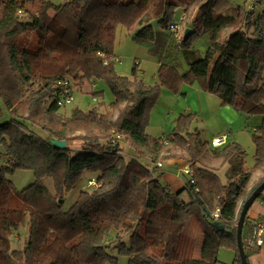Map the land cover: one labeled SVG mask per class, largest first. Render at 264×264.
Segmentation results:
<instances>
[{"label": "trees", "instance_id": "1", "mask_svg": "<svg viewBox=\"0 0 264 264\" xmlns=\"http://www.w3.org/2000/svg\"><path fill=\"white\" fill-rule=\"evenodd\" d=\"M32 1L0 0V104L9 114L0 122V264H219L220 249L232 250L233 264H241L237 221L245 201L264 181L262 0H252L261 8L258 14L245 0H38L34 11L24 10ZM178 9L186 16L193 11L187 36L168 31ZM119 25L158 60L153 85L138 77L137 63L131 77L115 71ZM203 34L209 38L207 47L197 54L193 45ZM180 61L186 63L184 73ZM63 79L72 89L103 81L114 101L104 113L97 107L87 113L76 108L62 116L65 107L57 105L54 86ZM183 85L217 96L221 106L246 119L261 118L252 127L251 167L238 143L211 148L197 141L195 146L197 132L190 131L194 114H180L164 137L146 133L161 92L177 94ZM92 95L101 99L103 91ZM50 138L65 141L66 147H54ZM70 140L79 141L80 148L71 149ZM122 141L129 142L133 154L120 146ZM172 151L189 157L191 175L181 172L185 182L179 191L158 177L159 160L172 159ZM202 154L211 163L229 166L226 183L217 169L198 159ZM18 170L35 177L22 190L9 180ZM84 171L92 173L95 185L81 189L63 209L59 201H65ZM256 174L261 178L254 183ZM44 178H51L54 194ZM216 209L219 217L213 220ZM192 219L201 232L197 258L183 237ZM214 221L224 230L214 228ZM26 222L25 246L11 248Z\"/></svg>", "mask_w": 264, "mask_h": 264}, {"label": "rangeland", "instance_id": "2", "mask_svg": "<svg viewBox=\"0 0 264 264\" xmlns=\"http://www.w3.org/2000/svg\"><path fill=\"white\" fill-rule=\"evenodd\" d=\"M51 1L55 4L60 3L62 0H45ZM242 1V0H239ZM245 6L249 8L252 4V0H245ZM38 0H34L29 2L24 10L34 11L37 7ZM226 1L223 0L222 4H225ZM220 2L218 3L216 8L222 6ZM255 14H258L261 8L256 5ZM24 14V12H23ZM20 17L22 14L19 15ZM193 11L189 15H185L179 9L178 12H175L172 19L174 23L179 24L182 27L178 36H182L185 32L186 27H188L189 23L193 21ZM171 22V23H172ZM170 23V24H171ZM208 35H201L198 40L194 43L193 48L196 53H203L207 47ZM113 52L115 53L116 61L113 59V63L115 65V71L123 77H131L132 68L135 63L138 64L137 75L140 79L144 81L146 85H153L156 81V72L158 69V60L154 58L148 51V48L141 43H138L131 39L129 36L128 30L126 27L119 25L116 28L114 33V44H113ZM195 53V54H196ZM196 54V55H197ZM186 70V63L180 61L179 71L183 73ZM186 86L187 85H183ZM182 86V87H183ZM181 87V89H182ZM191 88L194 86H190ZM196 87V86H195ZM181 89L177 94H174L170 91L163 90L161 95L156 102L154 108L151 112L149 126L146 130V133L152 135L154 137H162L169 135L173 131L174 120L178 118V116L182 113L187 112V114H194L193 120L190 125V131L192 133L197 132L196 138H194L195 146H197L198 142H208L210 143L211 139L230 134L228 137L227 143L235 142L241 145L245 152V163L246 167H251L254 164V156H255V146L252 141V127L258 124L261 121L260 117H249L246 120V116L244 113H239L234 109L221 106L220 99L212 94L207 95L206 93L200 94L199 96H195L192 94H188L186 96L181 95ZM103 91V98H94L93 93ZM114 101V96L110 91L109 87L103 81H96L93 85L89 83L83 84L80 88L75 85L73 91V102L71 105L61 109L59 113L62 116H67L73 109H80L83 112H89L93 108H98L101 113H104L108 110V105ZM99 103H102L103 106H98ZM47 106V104L45 105ZM0 122L9 114L7 113L4 106L0 104ZM65 114V115H63ZM41 135H44V131L38 128V132ZM75 136L84 135V133H75ZM198 137V138H197ZM129 142L122 141L120 146L124 148L127 154H133V149L130 150V146L128 147ZM69 145L71 149H79L80 143L77 140H70ZM128 147V148H127ZM136 152H144L139 148H134ZM134 151V154H135ZM145 153V152H144ZM204 158H203V157ZM200 158H198L203 163H207V165H212L211 161L207 156L202 154ZM172 157L170 160L161 161L158 163L164 165L167 161H178L182 164V166H188V155L184 152L172 151L169 155ZM182 166H179V169L174 172L170 167L166 166L164 171L169 174H180L183 169ZM197 166L200 167L201 164L197 163ZM227 165L218 170V175L223 183L227 182L226 173L228 171ZM92 173L88 171H84L80 177L78 183L72 188L69 194L65 197V201L63 204V209H68L70 205L75 201L77 195L81 189H86L92 187L88 184V181L91 180ZM183 176V175H181ZM261 178V174H256L253 176L252 182H258ZM9 180L12 182L14 187L17 190H22L32 184L35 181V177L32 171L29 170H18L12 176H9ZM43 184L46 188L54 194V188L51 178H44ZM264 197V194H263ZM258 203L256 200L253 205L250 207L249 211L246 214L245 225L252 221V219H256V212L253 211V208ZM190 222H193L198 226V223L192 219ZM199 228V226H198ZM245 229V228H244ZM244 233V230H243ZM28 238V225L27 222L20 229L17 234H14L11 248L20 250L25 246V243ZM264 239V238H263ZM227 252V251H226ZM246 254L254 255L256 253H251L246 250ZM183 255V253H182ZM184 256V255H183ZM249 256V257H251ZM220 264V263H219Z\"/></svg>", "mask_w": 264, "mask_h": 264}, {"label": "crops", "instance_id": "3", "mask_svg": "<svg viewBox=\"0 0 264 264\" xmlns=\"http://www.w3.org/2000/svg\"><path fill=\"white\" fill-rule=\"evenodd\" d=\"M114 56L116 57L115 53H114ZM186 70H187V66H186ZM203 92L204 91H202L201 89H199L198 87H195V86L192 88L190 86H187V87L183 86L181 89V95L182 96L192 94V95H195L197 97L199 96V98H200V94H204V93L207 94V92H204V93ZM209 94L210 93H208L207 95H209ZM183 114H187V112L184 111ZM255 117H257V116H255ZM246 120H248V118ZM174 124H175V120H174ZM174 124H173V126H174ZM228 135L231 136L229 133H228ZM162 137H164V136L162 135ZM166 166L170 167L174 172H176V170L179 169V166H182V164L178 161H167L166 163H164V165L162 164V166L159 167V171H158L159 180L162 183H164L165 185H167L170 190H172V191L181 190V188L183 187V184L185 182L184 177L178 173H176V174L165 173L164 169ZM209 167L217 169V172H218V170L224 166H220L219 163L216 162V163H213L212 165H209ZM183 197L186 198L187 193H184ZM253 211H255L257 213L256 214L257 218L264 215V198L262 200H258V203L253 208ZM253 220L254 219H252V221L248 222L246 225H245V221H244V225H243L244 233H242L244 240H245L247 232L250 228V224L253 222ZM243 230H242V232H243ZM183 237H184V240H187V242L189 243V245L191 247V251H192L191 256L193 258H197L200 254V242H201L200 228H198V226L195 225L193 222H189L188 225L186 226L184 233H183ZM263 238H264V236H263ZM244 240H243V242H244ZM185 245H186V242H185ZM187 247L188 246L186 245V248ZM255 252H256V254H254L248 258V264H264V247L261 248L260 250L255 251ZM234 260H235V253L232 250H228V249H220L219 250L218 262L220 264H233Z\"/></svg>", "mask_w": 264, "mask_h": 264}, {"label": "built area", "instance_id": "4", "mask_svg": "<svg viewBox=\"0 0 264 264\" xmlns=\"http://www.w3.org/2000/svg\"><path fill=\"white\" fill-rule=\"evenodd\" d=\"M254 6L255 5H252V8H255ZM262 9H264V0H262ZM180 30H182V27L179 24L174 23V22H172L168 27V31L172 33L175 37H179L178 34ZM115 61L116 59L114 60V62ZM54 88L56 90L55 91L56 103L59 107H67L72 104L74 89H72L71 83L68 79H63L59 81L54 86ZM228 137L229 135L226 134V135H221V136L211 139L210 147L219 148L223 146L224 144H226ZM182 168H183L181 170L182 173L188 176L191 175V170L188 166H184ZM88 184L91 186L95 185L93 180H89ZM218 217H219V210L216 209L211 214V218L213 220H216ZM263 236H264V215L254 219L253 222L250 224V228L244 240L245 246L248 248V250L252 252L260 250L261 248L264 247Z\"/></svg>", "mask_w": 264, "mask_h": 264}, {"label": "water", "instance_id": "5", "mask_svg": "<svg viewBox=\"0 0 264 264\" xmlns=\"http://www.w3.org/2000/svg\"><path fill=\"white\" fill-rule=\"evenodd\" d=\"M179 10V9H178ZM177 10V11H178ZM190 32L189 29H185L184 36H187V34ZM48 142L53 145L54 147L58 149H64L66 147L65 141H59L54 138H50ZM264 191V181L255 188V190L252 192V194L248 197V199L245 201V203L242 206L237 225H236V243H237V249H238V254L240 258L241 264H248V260L244 251V247L242 244V230H243V225L245 221L246 214L250 207L253 205V203L258 199L260 194ZM62 200L59 201L60 204H62ZM212 226L216 228L219 231H223L224 228L222 225L219 224L218 221L212 222Z\"/></svg>", "mask_w": 264, "mask_h": 264}]
</instances>
